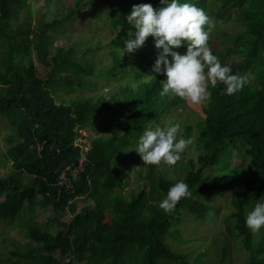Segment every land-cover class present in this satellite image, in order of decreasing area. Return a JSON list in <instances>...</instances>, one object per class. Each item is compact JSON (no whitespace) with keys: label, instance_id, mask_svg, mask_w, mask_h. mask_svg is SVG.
Wrapping results in <instances>:
<instances>
[{"label":"trees","instance_id":"16d2710c","mask_svg":"<svg viewBox=\"0 0 264 264\" xmlns=\"http://www.w3.org/2000/svg\"><path fill=\"white\" fill-rule=\"evenodd\" d=\"M194 1L206 12L203 0ZM65 2L54 1L60 5ZM229 5L236 11L237 25L242 28L233 34H222L239 61L232 73L246 75L247 81L253 78L255 82H247L232 95L224 93L225 86L220 82L209 85L211 97L202 111L192 145L197 155L182 161L186 170L183 181L191 195L165 212L159 203L175 180L156 178L153 200L146 187L132 197L117 190L125 181L124 172L116 167L118 156L138 141L146 127L160 122L184 101L177 96L159 95L166 77L163 72L152 71L157 49L141 53L143 48H138L127 58L112 52V65L103 71L93 57L78 58L73 47H59L52 53L48 29L59 28L70 20L72 12L36 30L33 0H0V39L6 44L0 55V114L16 131V142L6 154L12 160L13 171L0 178V197L4 196L0 219H16L26 203L31 212L37 207L51 210L49 225H31L28 232L33 243L25 253L15 255L25 258L26 264H192L188 256L175 253L166 245L171 228L180 223L182 211L205 218L210 206L201 196L235 185L231 218L237 236L249 252L247 264H264V243H257L255 233L245 225L246 208L264 197V0H223L220 6L213 2L211 7H215L218 16ZM231 17L228 14L227 18ZM109 22L112 27L124 26L128 32L135 30L116 8L111 9ZM125 39L113 44L124 47ZM211 39L210 32L207 43ZM35 54L43 66L51 68L49 76H39ZM138 65L137 70L121 69L120 75L134 73L139 80L134 87H122L121 98L114 95L96 102L60 98L63 92L97 87L89 77L113 78L122 66ZM102 115L121 116L126 123L123 135H102L97 128ZM106 126L105 129L109 127ZM78 129L92 130L96 138L91 141L84 171L75 176L72 187L61 186L62 166L77 160L81 152L75 143ZM190 133L188 126L187 137ZM234 145L242 148L248 159L249 176L214 181L217 169H224L220 166L223 155ZM177 164L176 161L172 165ZM150 167L152 176L156 165ZM93 180H97L101 193L95 197L94 206L78 210L74 199L87 196ZM61 214L70 216V220H63ZM107 214L109 223L105 221Z\"/></svg>","mask_w":264,"mask_h":264},{"label":"rangeland","instance_id":"374dc122","mask_svg":"<svg viewBox=\"0 0 264 264\" xmlns=\"http://www.w3.org/2000/svg\"><path fill=\"white\" fill-rule=\"evenodd\" d=\"M54 1L33 0L35 5L34 26L36 30L44 28V23L51 22L60 16L64 17L66 14L68 16L72 12L70 20L62 23L59 28L52 27L48 29L52 53L56 52L59 47H73L78 58L93 57L98 67L103 71H106L112 65V52L120 53L124 58L133 55L126 51L123 52V47H117L113 44V42L128 38L129 34L134 33L135 30L128 32L124 29V26L112 27L109 22L111 9L116 8L120 17L126 20V15L130 13L134 4L150 3L154 8L159 5V0H110L111 3L107 0H79L78 4L75 3L76 0H65L66 2L61 5L54 3ZM194 2L196 1L193 0ZM213 2H215L216 6H220L223 0H206V2L203 0V4L207 5L206 12L213 17V26L210 31L212 39L208 46L221 64L229 65L232 72L235 73V64L239 65V61L233 57V49L228 47L225 42L226 38L222 34L224 32L233 34L242 30V28L237 25L235 19L236 11L233 10L232 5H229L226 10H220L217 13L218 16H216L215 7H211ZM23 13L24 16L28 14L25 11ZM228 14H231L232 17L227 18ZM5 48L6 44L0 39V55ZM140 48H143L141 53H147L148 50L154 49L153 37L151 35L146 37ZM88 49L90 52L87 51ZM184 51L185 47L182 45L178 52L183 53ZM34 60L39 76H49L51 68L43 66L37 54H35ZM161 67L163 68V65ZM139 68V65L134 67L122 66L118 71V75L113 78H108L106 75L89 77V80L97 83V87L89 90L78 88L68 93L63 92L60 98H65L66 101L80 98L86 102H96L100 98L109 99L114 95H118L121 98L120 89L122 87H134L139 81L135 79L134 73L120 75L121 69L137 70ZM247 82L253 84L255 80L250 78ZM208 90L210 96L205 101L193 104L184 100L178 106L173 107L172 111L161 118L157 124L161 127H166L170 123L178 124V138H187L186 130L190 126L191 133L189 136L194 141L198 134L197 124L203 118L202 111L211 97V91L209 88ZM125 124L121 116L102 115L97 120V128L101 129L104 136H122L125 131ZM105 125L109 127L105 129ZM15 132V128H13L9 120L0 114V178L5 177L7 172L13 171L12 160L7 158L6 154L9 147L16 142ZM87 132L89 133L87 142L91 143L96 136L92 130H87ZM137 142L131 144L123 151L116 162V167L124 172L125 178L124 183L117 190L128 197H132L141 188L146 187L149 191L150 200H153V181L159 176H164L169 180H183L186 170L182 161L186 162L189 157H196L197 155L192 146H190L181 154L177 165L167 164L162 161L159 165H156L153 175L150 176V164H143L140 155L134 150ZM234 146L223 155L220 166L224 167V169H217L214 181L232 180L235 177L242 180L249 176L246 168L248 159L242 148L240 150L239 147ZM240 168L241 170H239ZM100 193L101 189L97 180H93L89 194L85 197L75 198L74 203L78 205V210L81 207L94 206V199ZM235 193L236 187L233 185L221 188L218 192L202 195L201 199L203 202L210 206L209 214L203 219L189 212L182 211L180 223L171 228L165 240L168 248L175 253L188 256L192 264H247L249 252L244 247L242 239L237 236L236 224L231 218L234 211L232 198ZM3 199L4 196H1L0 202ZM259 199H264V197ZM254 204L255 202L246 208V215ZM50 216L51 210L49 208L37 207L35 211L31 212L29 205L26 203L23 213L16 219H0V264H26L27 260L25 258H21L14 253L23 254L28 250V247L33 243L28 229L31 225H40L41 228H46L49 225ZM61 218L65 221L70 220V216L65 214H61ZM105 221L107 223L110 221L108 214ZM254 233L256 242L264 243V226ZM62 260L67 261L68 259L63 258ZM75 264L87 263L77 262Z\"/></svg>","mask_w":264,"mask_h":264},{"label":"clouds","instance_id":"9594fccd","mask_svg":"<svg viewBox=\"0 0 264 264\" xmlns=\"http://www.w3.org/2000/svg\"><path fill=\"white\" fill-rule=\"evenodd\" d=\"M126 20L135 31L124 40L123 52L131 53L143 45L146 37H153L157 52L152 71L163 72L166 77L159 92L161 97L172 95L199 104L210 96L209 85L220 82L225 86L224 93L232 95L247 83L246 75L232 73L230 66L222 65L212 53L207 42L213 21L193 0H159L155 8L150 3L134 4ZM182 45L185 47L183 53L175 50ZM178 131L176 123L166 127L159 124L146 127L134 148L143 164L159 165L162 161L174 164L178 161L193 145L192 137L178 138ZM189 195L187 183L177 180L168 188L159 207L168 212L181 198ZM245 225L252 232L264 226V199H258L247 212Z\"/></svg>","mask_w":264,"mask_h":264},{"label":"built area","instance_id":"2783aa9c","mask_svg":"<svg viewBox=\"0 0 264 264\" xmlns=\"http://www.w3.org/2000/svg\"><path fill=\"white\" fill-rule=\"evenodd\" d=\"M87 130L78 129L75 143L80 146L81 152L77 160L62 166L59 174V185L72 187L75 176L84 171L91 143L87 142Z\"/></svg>","mask_w":264,"mask_h":264}]
</instances>
